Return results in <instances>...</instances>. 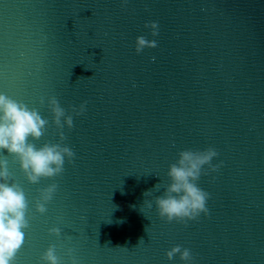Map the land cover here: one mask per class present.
I'll return each instance as SVG.
<instances>
[{
	"label": "water",
	"instance_id": "1",
	"mask_svg": "<svg viewBox=\"0 0 264 264\" xmlns=\"http://www.w3.org/2000/svg\"><path fill=\"white\" fill-rule=\"evenodd\" d=\"M142 35L158 46L137 54ZM0 94L49 121L37 147L61 143L48 98L74 120L62 143L76 155L60 176L32 184L0 152L28 200L15 264H42L51 245L61 264L69 249L78 264H183L167 258L176 245L194 264H264V0H0ZM208 147L223 161L198 181L209 214L161 219L155 185L170 183L179 152Z\"/></svg>",
	"mask_w": 264,
	"mask_h": 264
},
{
	"label": "clouds",
	"instance_id": "2",
	"mask_svg": "<svg viewBox=\"0 0 264 264\" xmlns=\"http://www.w3.org/2000/svg\"><path fill=\"white\" fill-rule=\"evenodd\" d=\"M127 3L128 0H122L123 6ZM145 27L152 29L153 37L159 35L158 22L145 24ZM157 46L155 39L149 40L142 35L137 37L136 53L140 54L145 48ZM40 102L44 104L45 98L41 97ZM47 103L53 113L56 127L61 129V143H45L37 147L35 143L30 142V139L35 141L44 136L49 121L42 118L37 109H30L26 104L0 94V152L7 150L9 155L18 158L22 171L32 184H38L42 179L60 176L65 170L66 159L70 163L74 162L76 155L70 147L62 143L67 139L62 131L65 124L69 129L74 127L73 115L66 113L55 96L48 98ZM86 104L87 101L81 104L78 110L73 107L72 112L76 116L83 115ZM178 155L179 159L170 165L167 173L170 183L155 185L158 191L161 187L164 188L163 195L155 198V204L161 219H166L169 223L175 221L187 224L190 220L198 219L202 213L209 214L207 201L210 194L199 187L198 181L202 174H209L205 166L211 172H217L222 167L223 161L219 164L212 163L213 159L219 155L214 147L196 151L184 150ZM10 177L8 161L0 160V264H15L17 253L25 243L26 230L30 227L25 192L18 183L12 182ZM57 189L58 184L52 183L41 190L36 203L37 212L40 214L47 212L46 205L52 201ZM151 193L152 190H149L144 195L148 196ZM145 203L148 207H152L150 201L145 200ZM50 233L60 236L61 229L52 228ZM73 253V249L68 250L72 264H78ZM166 255L170 261L179 256L183 264H194L195 260L192 251L181 245L172 247ZM41 261L42 264H61L55 245L48 247Z\"/></svg>",
	"mask_w": 264,
	"mask_h": 264
}]
</instances>
